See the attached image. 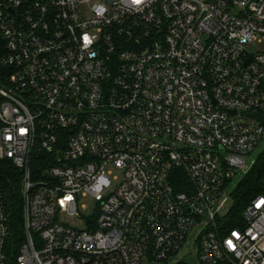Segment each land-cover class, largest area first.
<instances>
[{
	"label": "built area",
	"instance_id": "2783aa9c",
	"mask_svg": "<svg viewBox=\"0 0 264 264\" xmlns=\"http://www.w3.org/2000/svg\"><path fill=\"white\" fill-rule=\"evenodd\" d=\"M92 1L0 0V264H264V0Z\"/></svg>",
	"mask_w": 264,
	"mask_h": 264
},
{
	"label": "trees",
	"instance_id": "16d2710c",
	"mask_svg": "<svg viewBox=\"0 0 264 264\" xmlns=\"http://www.w3.org/2000/svg\"><path fill=\"white\" fill-rule=\"evenodd\" d=\"M15 168L9 160H0V182L3 184L7 195L10 198L15 215H20V196L17 188L14 187L12 181L15 174ZM264 192V150L257 158L252 169L239 182L235 198L237 202L233 207L234 214H237L258 193Z\"/></svg>",
	"mask_w": 264,
	"mask_h": 264
},
{
	"label": "rangeland",
	"instance_id": "374dc122",
	"mask_svg": "<svg viewBox=\"0 0 264 264\" xmlns=\"http://www.w3.org/2000/svg\"><path fill=\"white\" fill-rule=\"evenodd\" d=\"M93 1H96V0H93ZM89 5H90V3L85 5V8L88 9ZM257 49H258V46L252 47V50H257ZM263 150H264V135H263V139H262L260 145L257 147L256 151L254 152V156L257 157ZM115 174H119V172L115 171ZM241 177H242L241 175H238L236 177V181H238ZM80 205H81V213L83 215H85V218H78L75 216H70L67 218L64 217V219L67 220L68 222H70L72 225H77L81 228H84L86 225V218L94 215L95 210H96V206H97V202L90 195H86V196L80 195Z\"/></svg>",
	"mask_w": 264,
	"mask_h": 264
},
{
	"label": "water",
	"instance_id": "95a60500",
	"mask_svg": "<svg viewBox=\"0 0 264 264\" xmlns=\"http://www.w3.org/2000/svg\"><path fill=\"white\" fill-rule=\"evenodd\" d=\"M258 116H261V117H263L262 115H258ZM264 118V117H263Z\"/></svg>",
	"mask_w": 264,
	"mask_h": 264
}]
</instances>
